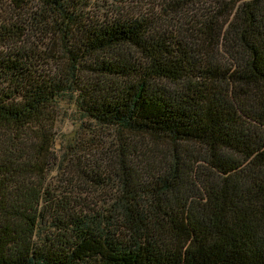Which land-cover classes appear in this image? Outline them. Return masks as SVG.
I'll return each instance as SVG.
<instances>
[{
    "label": "trees",
    "instance_id": "trees-1",
    "mask_svg": "<svg viewBox=\"0 0 264 264\" xmlns=\"http://www.w3.org/2000/svg\"><path fill=\"white\" fill-rule=\"evenodd\" d=\"M164 1L0 0V264H264V0ZM68 94L119 135L102 204L46 182Z\"/></svg>",
    "mask_w": 264,
    "mask_h": 264
},
{
    "label": "rangeland",
    "instance_id": "rangeland-1",
    "mask_svg": "<svg viewBox=\"0 0 264 264\" xmlns=\"http://www.w3.org/2000/svg\"><path fill=\"white\" fill-rule=\"evenodd\" d=\"M164 0H89L90 12L106 15L109 20L126 17H139L152 12H160ZM168 1V0H167ZM221 0H181L186 5L185 12L175 17L192 16L201 18L204 9H215V2ZM165 2V1H164ZM202 11V12H201ZM2 10L0 8V15ZM179 27L177 21H173ZM172 21L169 22V26ZM225 55V53H222ZM55 122L52 128L54 138L45 174L46 182L52 191L73 190L83 194L84 202L102 204L111 198L110 192H104L93 181L100 177L107 182H117L114 175L117 154L114 153L118 134L113 129L100 128L94 122L83 117L74 96L68 94L57 100L54 106ZM135 144L147 156L162 155L165 148L149 139L138 138ZM97 176V177H96ZM106 180V181H105ZM112 184V183H111ZM57 193V192H56ZM86 195V196H85Z\"/></svg>",
    "mask_w": 264,
    "mask_h": 264
}]
</instances>
